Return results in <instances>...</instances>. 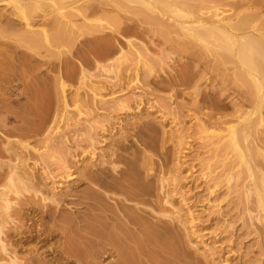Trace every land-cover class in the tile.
Returning a JSON list of instances; mask_svg holds the SVG:
<instances>
[{"label":"bare ground","instance_id":"6f19581e","mask_svg":"<svg viewBox=\"0 0 264 264\" xmlns=\"http://www.w3.org/2000/svg\"><path fill=\"white\" fill-rule=\"evenodd\" d=\"M21 1L19 0V4L13 6L16 7L15 12L23 22L24 30L20 34V40L30 50L39 49L47 42L50 46L52 45L51 48L54 47L56 50L64 44L67 47L68 45L72 47L80 34L87 33L92 37L88 40L89 43L84 49V55L91 56L95 61L104 62L112 57L115 58L114 54H119L115 58V61H118L126 51H134L130 47H135V43L131 40L132 35H136L133 32L135 28L143 34L150 35L154 31L155 25L160 24L162 26L157 27L158 32L162 30L164 35L171 37L175 43L179 41V47H174L177 43L174 46L172 43L170 47L173 49L178 47L179 50H177L181 56H185L188 60L192 59L197 62L200 59L202 69L206 70L204 73L208 72L209 75L215 73L216 76L224 75L227 67L231 64L233 66L230 67L231 71L228 70L227 75L225 74L226 76L230 75L220 77L219 81L217 80L220 85L218 92L220 95L231 93V95L238 97V107L233 111L231 109L232 112L228 116L222 117L223 119L220 114L219 122H221L220 125L224 124V134L222 129L218 132L219 125H217L218 133L212 129L214 125L210 128L211 122L209 128L203 122L198 126L201 133L204 134L201 139L218 138L217 142L212 145V149L209 145L207 146L210 148L207 153L212 150L210 151L212 155L210 154L211 157L209 156L207 159L203 158L206 161L203 162L201 175L204 179L212 182L211 185L210 183L209 186L207 185L211 195L219 187H224L226 194L223 195L222 193L224 197L231 195L230 192L234 191L237 194L236 198H238L235 210L239 211L241 216L244 214L249 218L254 213L256 220L264 223V162L257 160L259 155L261 156L260 159L264 158L263 153L260 152L262 150L261 145L264 147V137L263 139L252 136L249 138L251 127L261 124L264 120V17H256L259 14L254 12L253 14L257 13V15L255 19L252 18L254 19L253 23L252 19L249 21L252 24H246V21L241 16L239 17L242 12L239 10L240 7L242 8L247 2L248 5H246L251 8L252 5L259 3L258 0H246V2H242L243 0H104L99 2L96 7L91 6L92 8L88 7V3V6H85L86 1L84 0H73L71 4L74 3L75 5L73 4L67 10L64 8L65 11H62L61 8L63 6L62 0H49L47 2H52V5H49L50 8L57 3L61 5L55 6L56 9H50L51 11L48 13L44 12L45 14L41 16L43 27L40 29L32 28L31 18L26 13L24 3ZM80 1L81 3H79ZM133 1L142 5L134 10L129 9L131 14L136 16L135 20L133 19L134 16L127 17L126 14L129 10L123 9L121 6L122 3ZM221 6L227 8L222 9ZM121 10L126 15L123 18L115 15ZM107 15L108 18L111 17L110 21L113 27L109 29V33L95 35L101 31L103 25L100 27L101 24L99 23L98 26H94L97 22L91 21V23L89 20L94 17L100 22V19L107 17ZM89 16L91 17L87 21ZM245 17L247 19V16ZM79 20H81L80 25L77 23ZM86 22L88 26L85 25ZM88 22L90 25L94 24L89 27ZM72 27H76V34L79 33L78 36L76 35L77 38L74 30H71ZM158 32L156 33L155 30L153 34L158 35ZM118 38L124 39L125 42L120 43L119 41L117 45L114 44L113 40L117 42ZM162 39L165 40L163 37ZM162 39L160 36V40ZM167 40V43H171L169 42L170 39ZM82 46H85L84 43ZM123 50L125 52L122 54ZM59 51H57L58 54ZM120 54L122 55L120 56ZM201 57L205 58L203 60L209 63V66L202 63ZM8 58L6 61L1 58L4 64L2 66L6 69L10 66L8 65L10 58ZM85 62L88 63L89 61L86 60ZM198 62L194 64L198 65ZM187 69L179 73V78L185 82L182 84L186 87L191 84V77H193L191 73L188 75ZM83 72L81 71V75L84 74L83 79H87V76L90 77V75L86 76L87 71L83 70ZM65 73L69 76L72 72L68 70ZM60 87L63 92L64 84L61 83ZM86 87L89 89L88 91L93 93L92 97L95 95L94 92H98L99 89L95 84ZM24 90L27 91V89ZM27 92H30V89ZM211 99L214 100V98ZM63 101L65 102V99ZM73 101L75 109L80 108L79 98ZM213 105L212 108L215 107ZM244 107L246 109H243ZM80 109L79 112L76 110L77 116L81 113ZM216 110L218 111V108H215L214 111ZM218 112L220 113V111ZM214 113H208L207 116L209 118L214 117L212 116ZM17 117L22 124H16L12 128H4L0 124V135H2L1 138L5 137L3 141L6 144L4 146L3 143V149H0V158L3 159L2 164L0 163V264H69L70 262L74 264H99L98 258L106 253L116 259L115 262H111L112 264H185L181 253V235L178 233L180 232L178 231L181 224L180 219L173 215L174 211L171 212L172 216L170 210L165 209L167 208L166 203L164 204L166 200L161 197V191H157L154 200L151 198L152 188L147 181L149 176L148 165L149 160H151L148 154H144L141 161L137 159V156L138 161L134 159L136 164L141 162L138 165L139 169L137 165L133 164L134 167L136 166L135 169L123 171L124 169H116L117 163L111 167L118 158L116 156L118 153L115 151L108 153L107 149L105 153L102 151L104 153L103 158L97 163H85L81 166L75 164L74 169L70 166L72 172H63V178L75 179V182L82 186L67 184L55 191L57 189L55 186L49 189L48 185L45 184L47 180L38 177L35 172H30L31 166L27 164L30 156L32 158L33 154L37 152V149L32 148L33 145L30 146L29 140L51 137L46 134L50 126H44L46 124L44 121H40L36 125H28L25 115L20 114ZM0 121L2 120L0 119ZM221 133L223 135H220ZM207 141L201 143V148ZM43 142L45 143V140ZM63 142V139L55 141L57 147L58 144L63 146ZM57 153L58 157L61 158L60 151ZM39 156H41L40 153ZM36 160H34V164L38 163L35 162ZM39 160L42 161L43 159ZM42 164L43 167H48L46 161H43L41 166ZM27 168L29 169L27 170ZM141 168L143 171L140 170ZM221 200H223L222 197ZM69 207L75 208L76 211H69ZM163 207L168 212L166 211L159 217L158 213L163 210ZM154 215L158 216V220L153 224L149 216ZM244 218L245 216H243ZM52 240H54V244L51 242ZM44 245H46L45 249L41 250V246L44 247ZM19 249L21 252L24 250L25 254L22 255L23 252L19 255ZM133 255L137 257H132Z\"/></svg>","mask_w":264,"mask_h":264},{"label":"rangeland","instance_id":"374dc122","mask_svg":"<svg viewBox=\"0 0 264 264\" xmlns=\"http://www.w3.org/2000/svg\"><path fill=\"white\" fill-rule=\"evenodd\" d=\"M47 1L49 0L21 1L24 3L26 13L31 18L32 28L40 29L43 27L41 16L48 13V11L50 12L52 8L56 9L55 6L60 4L57 3L50 8L49 5H52V2L50 1V4ZM62 1V5L65 6H61L62 11L69 9L74 4H71L73 0ZM66 1L67 3L65 4ZM84 1H86L85 6L88 3L89 6H87L92 8L104 0ZM258 1L261 5L258 3L252 5L251 8H248L246 0L242 1L246 2L247 5L244 4L242 8H239L242 11L239 17L241 16L246 21V24L254 22L253 20L257 15V13L254 15V12L259 14L256 17H264V0ZM17 4H19V0H0V119L2 120L0 124L4 128H12L16 124H22L19 117H17L21 114L25 115L28 125H36L40 121H44L46 123L44 126H50L49 134L48 132L46 134L51 137L46 135L48 138H40V140L39 138H32L29 140L30 146L33 145L32 148L37 149V152L34 153L35 155L33 154L36 157L32 156L31 158L30 156V160H27V164L31 166L29 171L35 172L38 177L47 180L45 181L46 186L48 185L49 189L55 186L57 188L55 191H57L60 187H64L67 184L82 186L81 184L78 185L75 179L63 178V172H72V168L74 169L76 165L95 164L103 158V154L107 151L108 153L113 151L118 153L119 156L116 154L118 158H116L115 163L111 167L117 163L116 169H124L123 171L135 169L136 166L134 167V165H137L139 169L138 165L141 162L136 164L135 160L139 159L141 161L142 156L148 154L151 160H149L148 165L149 176L147 181H149L148 183L152 188L151 198L154 200V195L161 191V197L166 200L164 204L166 203L165 206L167 205V208L165 209H169L170 214L174 211L173 215L175 217L178 216L177 218L180 219H178L181 223L178 230L180 232L178 233L181 235V253L185 264H264V223L258 222L254 213L249 218L244 214L241 216V213L235 210L238 198H236L237 194L234 191H231L230 193L232 194L227 195L228 197H224L223 195H226L225 189L224 187H219V192L217 190L214 192L215 195L214 193L211 195L207 185L209 186V183L211 185L212 182L204 179L201 175V170L204 166L203 162L212 155L210 153L212 150L209 153H207V150L210 149L209 147L212 149V145L217 142L218 138L213 137L211 138L212 140L210 138L201 139L204 134L201 133V129L198 126L202 122L207 128H211L214 125L212 129L217 132V125H219L218 132L222 129L223 134L225 133L224 124L220 125L221 122H219L220 117L228 116L233 109L237 108L239 99L235 95H231V93L220 95L218 92L220 90L218 79L220 77H228L230 74L226 76V73L233 66L229 64L230 66L227 67L226 73L218 75L219 77L215 73H211L212 75H209L208 72H206L207 74L204 73L206 70L202 69L200 59L198 60L199 62L197 61L198 65L200 63L199 67L194 64L197 63L196 61L188 60L185 56H181L178 51L179 41H176L177 45L174 46L176 44L175 40L165 36L162 30L158 32L157 27L162 26L160 24L158 26L157 24L155 25V29L150 35L143 34L139 29L135 28L133 32L136 35H132L131 38L135 43V47H130L134 51L128 52L124 49L126 53L123 54L125 52L123 50L122 54L124 56L118 61H115V58L119 54H114L115 58L112 57L113 59L111 58L104 62L95 61L91 56L84 55V49H86V45L89 43L88 40L92 36L87 33L78 36L79 33L77 32L76 34V27L71 29L74 30L75 37L77 38L78 36L77 40L75 39L76 43L73 42L74 45L72 47L71 45L67 47L64 44V46H59L58 50H56L54 47L51 48L52 45L50 46L47 42L39 49L30 50L20 40V34L24 27L23 22L16 14L17 12H15L16 7L14 8V6ZM139 5L137 1L121 4L123 9L128 10L140 8ZM224 7L221 6L222 9L227 8ZM254 7L257 8V11L254 10ZM130 10L126 15L127 17L134 16L133 19L135 20L136 16L132 15ZM122 12L123 10L115 13V15L123 18L126 15ZM244 15L247 16V19ZM90 17H88L87 21ZM159 17L161 16L159 15ZM162 18L165 19L163 16ZM110 19L111 17L108 18L107 15V17H102L100 22L95 20L94 17L89 20L90 22H97L96 24L93 23L94 26H98L99 23L101 24L99 25L100 27L103 25L101 31L95 33V35L110 32L109 29L113 27ZM251 19L252 23L249 22ZM90 22H88L89 27L93 25H90ZM242 22L245 23L244 21ZM77 23L80 25L81 20L77 21ZM155 30L156 33H159V36L156 33L153 34ZM160 36L161 39L163 37L166 41L160 40ZM167 39H170L169 42L171 43H167ZM119 41L120 43L125 42L121 38H118L117 42L113 40L116 45ZM83 43L85 46H82ZM171 44L174 47L178 46V50L170 47ZM57 51H59V54ZM6 56L10 58L8 69L2 66L4 65L2 60L6 61ZM84 58L89 62L86 63ZM203 58L202 63L209 66V63L204 62ZM186 69L188 70V75L191 73L192 75H190L195 77L194 80L191 77L193 81L191 80V84L187 87L183 85L185 82L179 78V73ZM199 69L203 70V72ZM206 69L208 70V68ZM68 70L72 72L71 75L74 77L68 76V74L65 75ZM83 70L87 71L86 76L90 75V77L87 76V79H83L85 74ZM81 71L84 74L81 75ZM213 74L218 78L214 79ZM61 83L64 84L63 92L60 89ZM85 83L87 84L85 85ZM90 84H95L99 88L98 92H94V98L92 97L93 93L88 91L89 89L86 87ZM24 89H27V91L30 89L31 93ZM84 91L88 93L85 94ZM43 93L45 94L43 95ZM29 95L31 96L30 98ZM41 97L44 98L42 99ZM76 98H79L78 103L83 110L80 108L75 109L73 100ZM211 98H214V100ZM64 99L65 102L63 101ZM212 105L215 107L212 108ZM215 108H218L220 113L217 110L214 111ZM79 109L81 113L77 116L76 113L78 114ZM243 109H246V107ZM212 112L214 117L209 118L207 114H213ZM254 126L251 127L249 138L262 137L263 139L264 120L261 124ZM223 134L221 133L220 135ZM1 137L2 135H0V149L2 150L6 144L3 141L5 137ZM62 139L64 141L63 146L58 144L57 147L55 141ZM43 140H45V143ZM203 140L208 141L206 142L207 144L205 143L206 146L204 144L201 148ZM3 143L5 144L4 146ZM208 145L209 147H207ZM261 146L262 150L260 152L264 156V147L263 145ZM57 151H60L61 158L58 157ZM39 153L41 156H39ZM204 157L205 159H203ZM33 158L34 160L37 159L35 162L38 163L34 164ZM260 158L261 156L259 155L257 160L263 163L264 158ZM1 161L3 162V159L0 158V163ZM39 161L41 163L46 161L48 167H43V164L41 166ZM140 170L143 171L142 168ZM221 197L223 200H221ZM165 209L163 207V212L158 209L160 211L158 213L159 217L166 211L168 212ZM68 210L71 212L76 211L75 208L70 207ZM140 213L144 215L142 212ZM243 216H245L244 219ZM154 217L156 215L149 216L153 224L158 220V216L155 219ZM177 218L174 219L177 220ZM247 219L248 221H246ZM244 220L245 222L243 223ZM51 242L54 244V240ZM45 246H41L42 248L40 249L44 250ZM22 251L24 253L21 252V249L18 250L20 252L19 255L25 254V251ZM135 256L133 255L132 257ZM102 257L98 258L99 262H102L101 264H112L116 261L115 258L108 256L107 253L104 256L102 255ZM69 264L74 263L70 262Z\"/></svg>","mask_w":264,"mask_h":264}]
</instances>
